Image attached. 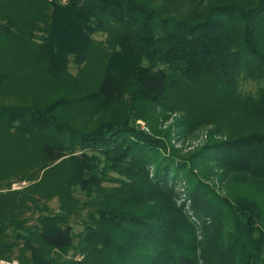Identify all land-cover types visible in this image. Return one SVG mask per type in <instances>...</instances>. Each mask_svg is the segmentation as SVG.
Wrapping results in <instances>:
<instances>
[{
	"label": "trees",
	"instance_id": "16d2710c",
	"mask_svg": "<svg viewBox=\"0 0 264 264\" xmlns=\"http://www.w3.org/2000/svg\"><path fill=\"white\" fill-rule=\"evenodd\" d=\"M24 58L43 95L0 102V173L27 183L0 188V261L264 264V0H0V98ZM209 126L191 155L171 144ZM180 178L222 234L198 240Z\"/></svg>",
	"mask_w": 264,
	"mask_h": 264
},
{
	"label": "rangeland",
	"instance_id": "374dc122",
	"mask_svg": "<svg viewBox=\"0 0 264 264\" xmlns=\"http://www.w3.org/2000/svg\"><path fill=\"white\" fill-rule=\"evenodd\" d=\"M147 1V0H144ZM166 0H152L154 3H161ZM171 1V0H169ZM34 64V62H33ZM30 61L27 59L19 60L18 62H14V65H16L13 68V73L18 75L16 80V85L13 88V91L10 92L8 95H4L2 98H0V102L3 104H22L27 101H30L33 96H41L43 93L38 94V91L34 88H32V83L40 80V76L37 73H34L31 75V72H33L35 69ZM78 69L74 65L68 66V72L71 75H76ZM35 72V71H34ZM36 74V75H35ZM57 92V89L55 87H51V91L47 94L48 96H54ZM172 117V116H171ZM169 117L168 121L165 123H161L160 128L161 130H164L168 128V126L173 125L174 118ZM177 118V116H176ZM139 124L141 122H138ZM143 124V123H142ZM172 130L175 129L171 133V144L173 147L179 151L180 155L183 157H186L188 155H191L192 153L198 151L208 140L209 138V129H211V126L206 128H200L192 133L187 132L185 136L178 134L177 129L174 127H171ZM225 136L221 134L215 133L214 138L215 139H224ZM216 173L221 172L219 169H215ZM216 173H208L205 178L202 179L203 182H205L210 188L214 189L215 193H217L220 196L226 195V186L225 182L221 180L220 175H216ZM182 175L181 173H179ZM18 177H21V174L16 173L14 174H8L4 175L3 173H0V188H4V184L8 182L9 180L15 181L11 184V190L20 189L23 186H26L27 183H20L17 182L19 179ZM176 191L178 192V204L182 205V208L184 212L188 215L190 221L194 223L195 232L197 235L198 240L203 241V235L204 233H207V235H212L215 233V236L218 234L223 233V227L222 224L224 222V219H226L225 215L223 214L222 208H218L217 203L212 198V195L205 191L198 189L196 194V204L197 207L208 211V215L213 217L210 222V218L207 217V219L203 220L202 223L198 218H196V215L194 214V203L192 202V199L189 197L188 193V183L183 178H180V182L177 181ZM50 207L55 208L56 204L55 201H52L49 203ZM221 209V210H220ZM222 220L220 221L219 218ZM215 219V220H214ZM206 227V228H205ZM205 228V231H204ZM207 238V237H206ZM212 241L213 239L210 238ZM209 240V241H210ZM210 241V242H211ZM201 243V242H200ZM206 242H202L201 246L206 247L209 244H206ZM0 264H18L16 261L13 262H6V261H0Z\"/></svg>",
	"mask_w": 264,
	"mask_h": 264
},
{
	"label": "built area",
	"instance_id": "2783aa9c",
	"mask_svg": "<svg viewBox=\"0 0 264 264\" xmlns=\"http://www.w3.org/2000/svg\"><path fill=\"white\" fill-rule=\"evenodd\" d=\"M140 125L143 127V124L142 123H140Z\"/></svg>",
	"mask_w": 264,
	"mask_h": 264
}]
</instances>
